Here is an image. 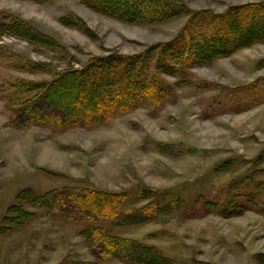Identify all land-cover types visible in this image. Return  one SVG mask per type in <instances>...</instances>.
Wrapping results in <instances>:
<instances>
[{
	"label": "rangeland",
	"instance_id": "rangeland-1",
	"mask_svg": "<svg viewBox=\"0 0 264 264\" xmlns=\"http://www.w3.org/2000/svg\"><path fill=\"white\" fill-rule=\"evenodd\" d=\"M262 1L182 3L190 11L222 13L230 6ZM0 10L29 21L65 47L38 51L26 42L3 40L14 51L51 62L57 70L80 67L91 56L109 50L138 53L170 40L187 20L182 16L160 24H126L95 13L77 0L45 4L0 0ZM68 13L84 22L90 34L64 25L61 18ZM190 72L198 86H177L173 99L159 110L139 107L92 128L15 129L6 125L8 115L0 97V219L24 187L42 192L75 184L118 192L143 185L173 189L189 199L224 188L236 173L215 172V167L236 157L253 159L264 149V42ZM14 77L33 80L49 75L21 72L1 63L0 85L3 79ZM254 84L256 91L242 90ZM121 234L163 250L175 263L264 264V216L253 211L226 219L191 207L187 213ZM64 260L126 264L97 263L75 226L55 215L37 216L12 234L0 236V264Z\"/></svg>",
	"mask_w": 264,
	"mask_h": 264
},
{
	"label": "trees",
	"instance_id": "trees-1",
	"mask_svg": "<svg viewBox=\"0 0 264 264\" xmlns=\"http://www.w3.org/2000/svg\"><path fill=\"white\" fill-rule=\"evenodd\" d=\"M26 1L45 4L55 0ZM77 1L95 13L126 24H160L182 16L187 20L170 40L138 53L109 50L104 55L91 56L80 67L68 65L57 70L51 62L33 60L14 51L3 40L26 42L38 51L65 47L29 21L0 10V64L21 72L49 75L43 79L2 80L0 97L8 115L7 126L92 128L139 107L157 111L173 99L177 86H198L190 72L194 67L209 65L264 42V1L230 6L222 13L190 11L182 0ZM61 20L66 26L90 34L77 16L68 13ZM256 85L242 90L256 91ZM162 151L169 153L163 148ZM221 170H233L236 175L224 188L211 194L199 193L192 199L173 189L143 185L118 192L75 184L42 192L24 187L0 219V236L12 234L37 216L55 215L75 226L97 263L116 260L126 264H184L182 260L175 263L163 250L122 235L121 231L187 213L191 207L204 215L226 219L248 211L264 216V149L253 159H227L214 171ZM58 264L84 263L64 260Z\"/></svg>",
	"mask_w": 264,
	"mask_h": 264
}]
</instances>
